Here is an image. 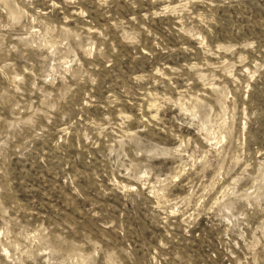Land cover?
Returning a JSON list of instances; mask_svg holds the SVG:
<instances>
[{
    "label": "rangeland",
    "instance_id": "rangeland-1",
    "mask_svg": "<svg viewBox=\"0 0 264 264\" xmlns=\"http://www.w3.org/2000/svg\"><path fill=\"white\" fill-rule=\"evenodd\" d=\"M0 264H264V0H0Z\"/></svg>",
    "mask_w": 264,
    "mask_h": 264
}]
</instances>
